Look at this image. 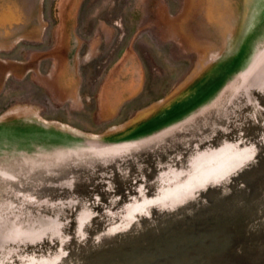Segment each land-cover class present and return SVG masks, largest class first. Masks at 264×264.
I'll return each instance as SVG.
<instances>
[{
  "label": "rangeland",
  "instance_id": "rangeland-1",
  "mask_svg": "<svg viewBox=\"0 0 264 264\" xmlns=\"http://www.w3.org/2000/svg\"><path fill=\"white\" fill-rule=\"evenodd\" d=\"M263 47L264 0H0V125L110 141L178 123ZM214 106L168 130L155 155L183 153L181 144L223 122ZM231 128L232 137L264 133ZM163 161L130 166L127 180L111 169L110 186L100 169L0 165V264H264V155L239 181L118 229L129 208L183 180L175 173L184 169ZM79 173L89 178L79 195L99 201L86 235L77 220L90 206L67 188Z\"/></svg>",
  "mask_w": 264,
  "mask_h": 264
},
{
  "label": "water",
  "instance_id": "water-1",
  "mask_svg": "<svg viewBox=\"0 0 264 264\" xmlns=\"http://www.w3.org/2000/svg\"><path fill=\"white\" fill-rule=\"evenodd\" d=\"M263 52L264 47L254 52L255 54H252L248 60L246 59L242 68L232 75L228 84L223 87L217 85L216 89L209 90L206 97L197 103L187 116L181 114L185 116L181 122L173 123L172 118L165 123L155 124L121 139L110 141L88 139L43 126H40L38 132L31 133L29 128H26L29 129L27 131L22 126L0 125V165L10 167L19 163L16 169H100L104 175V185L110 186L108 182L114 183L111 169H115L118 177L126 179L128 176L126 169H130V166L136 171L147 169L146 164H149L147 160L150 159L149 167L155 170L158 165L163 164V160L167 159L166 163L174 162L175 169H184L175 173V178L179 177L183 180L157 196H149L129 208L124 224L118 229L133 227L141 217L152 218L154 210L167 212L175 210L185 202L199 198L200 192L208 186L222 187L225 183L232 184L245 176L246 169L260 167L264 155V133L255 138L246 135L232 137L231 127L264 125V54L261 66L256 71H251L255 59ZM247 72L251 74L244 78ZM237 77H239L238 86H232ZM220 94L223 96L220 97ZM213 105H215L213 111L222 108L223 112L219 113L224 117V121H220L219 125L209 129L206 134L180 145L188 152L202 148L194 158L185 159L187 151L170 154L164 158L155 155L158 146L168 140V135L163 137L168 130L187 121L199 111L213 108ZM128 143H134L135 146L131 149L115 147ZM82 156L84 158L80 161L81 165L73 166L74 159ZM89 156L98 160L97 166L85 162V158ZM60 178L59 175L54 177L57 181ZM69 180L72 182L67 187L69 194L81 200L80 203L84 202L85 205L90 206L77 220L78 232L86 235L87 227L98 216L95 207L99 201L95 196L90 200L82 198L78 193L81 182L89 181L88 177H82L79 173L77 176L69 177ZM58 187L53 183H44L42 190L55 191Z\"/></svg>",
  "mask_w": 264,
  "mask_h": 264
},
{
  "label": "bare ground",
  "instance_id": "bare-ground-1",
  "mask_svg": "<svg viewBox=\"0 0 264 264\" xmlns=\"http://www.w3.org/2000/svg\"><path fill=\"white\" fill-rule=\"evenodd\" d=\"M263 54H264V52L261 53V54H259L258 57L255 59L254 64H253V66H252V68H251V71H252V70H255V71H256L257 68H258L259 66H261V64H262V62H263V60H261ZM249 72H250V71H249ZM249 72H247V73L244 75V78H247V77L251 74V73H249ZM191 101H192V100H191ZM191 101H190V102H191ZM45 123H46V122H45ZM133 146H135L134 143H128V144L117 145V146H115V147H116V149H118V148L131 149Z\"/></svg>",
  "mask_w": 264,
  "mask_h": 264
},
{
  "label": "crops",
  "instance_id": "crops-1",
  "mask_svg": "<svg viewBox=\"0 0 264 264\" xmlns=\"http://www.w3.org/2000/svg\"><path fill=\"white\" fill-rule=\"evenodd\" d=\"M206 95H207V92H205L204 94H202L199 98H198V100L197 101H195V102H193V103H190V104H192V105H190L189 106V108L188 109H190V108H192V107H194L197 103H199L202 99H204L205 97H206ZM155 124H158V122L157 123H152L151 125H149V126H146V127H144L143 129H145V128H147V127H151V126H153V125H155ZM143 129H141V130H143ZM69 132H73V131H69ZM80 133H71V134H73V135H76V136H79V137H82V138H88V139H92L91 137H89V136H87L86 135V133L84 132V131H79ZM137 132V131H136ZM85 134V135H84ZM119 139H121V138H119ZM99 140H103V139H99ZM116 140V139H115Z\"/></svg>",
  "mask_w": 264,
  "mask_h": 264
}]
</instances>
